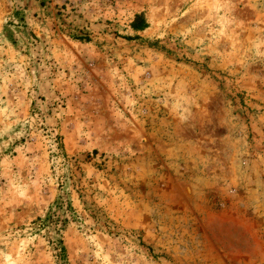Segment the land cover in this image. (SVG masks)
Masks as SVG:
<instances>
[{"label":"rangeland","instance_id":"374dc122","mask_svg":"<svg viewBox=\"0 0 264 264\" xmlns=\"http://www.w3.org/2000/svg\"><path fill=\"white\" fill-rule=\"evenodd\" d=\"M0 264H264V0H0Z\"/></svg>","mask_w":264,"mask_h":264},{"label":"trees","instance_id":"16d2710c","mask_svg":"<svg viewBox=\"0 0 264 264\" xmlns=\"http://www.w3.org/2000/svg\"><path fill=\"white\" fill-rule=\"evenodd\" d=\"M57 244H58V246H60V248H59L60 252L64 254L65 253V248L61 246L62 245L61 242L58 241Z\"/></svg>","mask_w":264,"mask_h":264}]
</instances>
